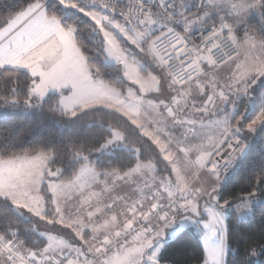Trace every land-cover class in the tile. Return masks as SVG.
<instances>
[{
    "label": "snow or ice",
    "instance_id": "1",
    "mask_svg": "<svg viewBox=\"0 0 264 264\" xmlns=\"http://www.w3.org/2000/svg\"><path fill=\"white\" fill-rule=\"evenodd\" d=\"M258 211L264 0H0V264H264Z\"/></svg>",
    "mask_w": 264,
    "mask_h": 264
},
{
    "label": "trees",
    "instance_id": "2",
    "mask_svg": "<svg viewBox=\"0 0 264 264\" xmlns=\"http://www.w3.org/2000/svg\"><path fill=\"white\" fill-rule=\"evenodd\" d=\"M256 21H253L255 23ZM28 121L20 125L23 129ZM239 185H237L238 188ZM235 232L244 233L248 237L259 238L261 231L264 230V213L258 211L255 218L250 222H236L234 224ZM243 251V248H241ZM202 255V244L196 235L184 236L176 240L171 247L168 248L164 261L165 264H197Z\"/></svg>",
    "mask_w": 264,
    "mask_h": 264
},
{
    "label": "rangeland",
    "instance_id": "3",
    "mask_svg": "<svg viewBox=\"0 0 264 264\" xmlns=\"http://www.w3.org/2000/svg\"><path fill=\"white\" fill-rule=\"evenodd\" d=\"M200 242H201V244H202V241L200 240ZM202 247H203V245H202Z\"/></svg>",
    "mask_w": 264,
    "mask_h": 264
}]
</instances>
